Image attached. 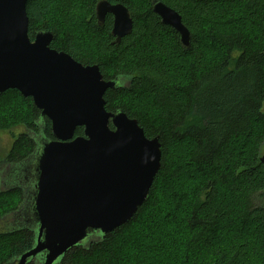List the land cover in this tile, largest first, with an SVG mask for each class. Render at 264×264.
I'll use <instances>...</instances> for the list:
<instances>
[{"label": "trees", "instance_id": "1", "mask_svg": "<svg viewBox=\"0 0 264 264\" xmlns=\"http://www.w3.org/2000/svg\"><path fill=\"white\" fill-rule=\"evenodd\" d=\"M77 1L29 0V36L53 31V48L85 65L98 64L107 80L131 78L126 87L106 92V108L125 111L148 137L159 136L163 156L133 219L89 248H73L61 264H170L180 254L202 255L203 264H264V0H161L182 16L192 36L189 47L153 11V0H109L126 5L134 19L133 31L119 43H113V16L103 24L97 20L100 0ZM76 17L90 53L78 48ZM120 94L137 95L146 108L118 103ZM15 112L27 128L7 154L18 163L35 150L40 125L55 137L47 117L40 123L32 98L10 89L0 95V128L18 123ZM83 130L78 127L76 135ZM180 142H190L185 157L174 151ZM182 177L166 205L160 187ZM23 200L20 188H0V223ZM139 218L146 219L134 226ZM229 223L236 234L215 241ZM243 228L250 232L241 235ZM11 230L0 232V264L34 243L33 231Z\"/></svg>", "mask_w": 264, "mask_h": 264}, {"label": "water", "instance_id": "2", "mask_svg": "<svg viewBox=\"0 0 264 264\" xmlns=\"http://www.w3.org/2000/svg\"><path fill=\"white\" fill-rule=\"evenodd\" d=\"M28 1L0 0V95L16 89L32 98L40 123L47 117L55 138L43 133L42 124L28 158L1 161L19 175L15 184L3 183L6 189L20 188L24 197L3 220L10 218L11 231L34 232L33 246L19 264L35 257L40 264H61L73 248H89L133 219L161 169L162 143L125 111L106 108V92L126 87L131 78L107 80L98 64L85 65L53 48V31H37L31 39ZM152 7L189 47L192 36L182 16L161 0ZM108 15L113 43H119L133 31L134 19L123 3L100 0L98 22ZM78 127L82 135H76ZM260 161L264 164V154Z\"/></svg>", "mask_w": 264, "mask_h": 264}, {"label": "rangeland", "instance_id": "3", "mask_svg": "<svg viewBox=\"0 0 264 264\" xmlns=\"http://www.w3.org/2000/svg\"><path fill=\"white\" fill-rule=\"evenodd\" d=\"M82 1L84 0H78L77 4L78 2L81 3ZM54 14L55 12H53L52 16H54ZM74 22H75V27L77 28V30H74V31L76 34L75 36H76V42L78 43V48H81V50H83L86 53H90L88 48H85V45L83 42V38H87V34L85 31H83L84 28L82 27L79 18L76 17ZM166 39H168V36ZM209 48L210 47H208L207 50ZM212 55L214 57L216 55V51ZM118 103L120 104L133 103L134 105L136 104L137 110L140 112L141 110H144L146 108L145 106L146 102L144 100H139L137 95H124L123 96L120 94ZM18 113L15 112L14 114L18 119V123L16 125L8 129L0 128V188L2 189H6V184H3V183L8 182L10 185H12V184H15L16 179L19 178L18 171H16V169H13V168L9 169L10 165L8 164V162L7 163L1 162L2 160H7V154L13 148V145L17 141V138L21 136V134L27 131L26 130L27 128L25 126L26 122L21 120L22 116ZM189 146H190V142H184V143L180 142L174 145V151L178 150V155L181 157H185V153ZM262 154H264V143L261 146V155ZM7 169L9 170L5 171ZM181 179L182 180H176V181L169 180L167 181L166 184L160 187L159 194H160L161 199L166 205H170L168 203L173 199V192L179 189L178 185L184 183L185 177H182ZM24 180L27 181V179L23 178L22 181ZM145 219L146 218H139L138 221L134 223V226L137 223L144 221ZM6 221H4L5 223H0V226H1L0 232L6 231V229L10 228L9 224H6ZM8 221L9 222L11 221L10 218H8ZM236 231H237V227L234 224L229 223V225H227V228L221 231L219 230L217 234L215 233V236H214L215 241H220L221 239L227 240L228 238L233 237L236 234ZM249 232L250 230L248 228H243L240 230L241 235L247 234ZM204 261H205V258L202 255L194 256L192 259H190V256L185 255V259H184L183 255L180 254V256H177L174 259H172L170 261V264H203Z\"/></svg>", "mask_w": 264, "mask_h": 264}, {"label": "flooded vegetation", "instance_id": "4", "mask_svg": "<svg viewBox=\"0 0 264 264\" xmlns=\"http://www.w3.org/2000/svg\"><path fill=\"white\" fill-rule=\"evenodd\" d=\"M34 235V234H33ZM21 256V255H20ZM19 256V257H20ZM66 256V255H65ZM19 257H17L16 259H13L12 261H7V262H5L4 264H19V261H18V258ZM65 258V257H64ZM63 258V259H64ZM26 264H40V261H39V259H37V257H35V258H33V259H29L27 262H26Z\"/></svg>", "mask_w": 264, "mask_h": 264}]
</instances>
